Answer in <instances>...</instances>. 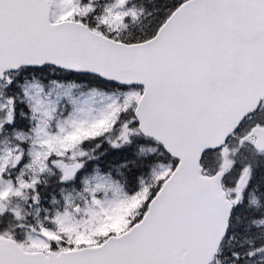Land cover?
<instances>
[{
  "label": "snow or ice",
  "instance_id": "1",
  "mask_svg": "<svg viewBox=\"0 0 264 264\" xmlns=\"http://www.w3.org/2000/svg\"><path fill=\"white\" fill-rule=\"evenodd\" d=\"M0 264H264V0H0Z\"/></svg>",
  "mask_w": 264,
  "mask_h": 264
}]
</instances>
